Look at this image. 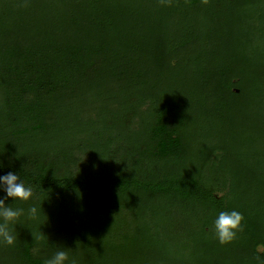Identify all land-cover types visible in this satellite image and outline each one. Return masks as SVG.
<instances>
[{
  "label": "trees",
  "instance_id": "obj_1",
  "mask_svg": "<svg viewBox=\"0 0 264 264\" xmlns=\"http://www.w3.org/2000/svg\"><path fill=\"white\" fill-rule=\"evenodd\" d=\"M18 1L0 4V173L32 184L15 206L36 205L41 237L17 224L0 264L57 246L78 264H222L205 240L226 209L243 216L226 264H264L263 204L226 190L235 170L264 202V0ZM67 206L93 225L49 220Z\"/></svg>",
  "mask_w": 264,
  "mask_h": 264
},
{
  "label": "clouds",
  "instance_id": "obj_2",
  "mask_svg": "<svg viewBox=\"0 0 264 264\" xmlns=\"http://www.w3.org/2000/svg\"><path fill=\"white\" fill-rule=\"evenodd\" d=\"M4 167L3 160H0V169ZM0 191L3 192L0 195V244L13 245L17 240L16 225L35 219L38 215L35 204H30L27 210L15 206L18 200L28 201L32 198L34 189L19 173L9 170L0 173ZM242 219V213L236 209L220 210L213 221V235L222 244L231 241L241 230ZM68 249L57 246L43 264H78L77 256L73 254L70 257Z\"/></svg>",
  "mask_w": 264,
  "mask_h": 264
},
{
  "label": "rangeland",
  "instance_id": "obj_3",
  "mask_svg": "<svg viewBox=\"0 0 264 264\" xmlns=\"http://www.w3.org/2000/svg\"><path fill=\"white\" fill-rule=\"evenodd\" d=\"M29 1V0H28ZM9 2H12L13 4H14V0H0V4H6V3H8L9 4ZM17 2H20L21 3V1H18L17 0ZM16 5H17V3H16ZM5 7L6 6H0V12H8V10H6L5 9ZM14 7H16L17 9H19V7L18 6H14ZM9 15V12H8V14H7V16ZM15 15V14H14ZM10 16L12 17L13 16V14H11L10 13ZM14 17H18V16H13V18ZM254 17V20H252V19H250V22H252V21H255L256 23H261V18H260V16L259 15H256V16H253ZM249 22V23H250ZM250 24H254L253 22L252 23H250ZM218 151V150H217ZM218 153H219V151H218ZM212 154V153H211ZM212 156V158H214V153L211 155ZM228 170V169H227ZM243 171V170H242ZM230 172V171H229ZM234 172V176H233V182L229 185V183H228V185L229 186H227V189L226 190H232V191H234V194L236 195L234 198H233V200H239L240 201V204L242 203V206H241V208H240V210L243 212L244 211V213H250L251 212V214H254V209H257V207H258V205L259 204H263V206L261 207V209L260 210H258L254 215H252V219H254L255 221H259L260 223L263 221L264 222V202H262V201H258V200H250L249 199V197H250V194H248V195H245V193L246 192H244V191H247V188H249V187H247L248 185H246L245 184V188L244 189H241L240 187H238L237 185L239 184V180H240V177H239V172H236L235 170L233 171ZM231 173V172H230ZM244 173V171L242 172V174ZM245 175V174H244ZM246 176H249V175H245V177ZM248 178V177H247ZM251 182H253V183H255V180L253 179V178H251V176H249V178H248ZM230 182V181H229ZM225 190V191H226ZM224 191H220L219 192V194H222ZM11 199V198H10ZM73 208H80V207H73ZM54 209V210H53ZM53 209H50L51 211H53L52 212V214H48V216H49V220H51V222H53L54 224L56 223H58V224H63V223H65L66 222V220H68L67 218L70 216L71 218H73L76 222H77V224H78V226H82V225H93V224H91V222L90 221H86L87 219H85V218H81L80 220H77L78 218H76V216H78L77 215V213H74L75 211L72 209V206H67V207H65V208H62V207H57V208H53ZM81 211V210H80ZM123 214V212H122V210H120V212H119V215H122ZM85 215H89V214H85ZM112 215H113V213H111L110 214V218H112ZM115 216L113 215V219L112 220H114L115 218H114ZM37 218L38 217H36L35 219H32L31 221L33 222L34 221V224H32L30 221H28L27 222V225L25 226V229H24V232H23V238H22V240H27V239H31V240H33L34 238L35 239H38V237H41L39 234L41 233L40 231H41V229L38 227V225H37ZM92 219L96 222V223H99V222H101V224H99L100 226H104V224H102L103 222L102 221H100L98 218H97V216L96 215H92ZM118 220V219H117ZM116 220V221H117ZM69 221L71 222V220L69 219ZM110 226V225H109ZM83 227V226H82ZM110 227H112V226H110ZM22 228V227H21ZM24 228V227H23ZM22 228V229H23ZM145 228L146 229H148V226H145ZM126 229V227L124 226L123 227V229H122V231L123 230H125ZM111 230H113V229H111ZM101 233L102 232H104V229L103 228H100V230H99ZM83 232H86V230H84ZM119 233H121V232H119ZM26 234V235H25ZM45 235V234H44ZM43 235V236H44ZM32 236V237H31ZM42 236V237H43ZM238 236H239V232L236 234V236H235V238H233L231 241H229V242H226V243H220L216 238H215V236L213 235V234H211V235H209V236H207V238H206V240L205 239H203L204 237H202L200 240H201V242H202V244H203V241L202 240H205V241H207L208 243H207V246H211V248L213 249V250H215V251H218V256H220V258H222V260H224V263L222 262V264H226L227 263V257H226V255H225V253L227 254V253H230V256H232V253H233V249H234V243L238 240ZM209 243H210V245H209ZM39 244V243H38ZM202 246V245H201ZM185 247H186V245H185ZM259 248H261L262 249V247L260 246ZM55 249V248H54ZM185 251H186V249H185ZM241 260V259H240ZM260 261H262L263 263H264V261H263V259L261 260V258H260ZM243 262H245V261H243ZM231 263V262H230ZM206 264V263H205ZM208 264V263H207ZM228 264H229V262H228ZM256 264H259V263H256Z\"/></svg>",
  "mask_w": 264,
  "mask_h": 264
}]
</instances>
